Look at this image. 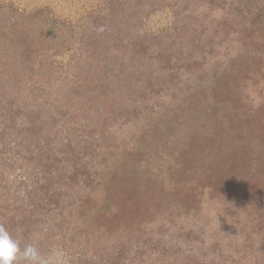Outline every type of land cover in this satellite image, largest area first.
Returning <instances> with one entry per match:
<instances>
[{
  "label": "rangeland",
  "instance_id": "obj_1",
  "mask_svg": "<svg viewBox=\"0 0 264 264\" xmlns=\"http://www.w3.org/2000/svg\"><path fill=\"white\" fill-rule=\"evenodd\" d=\"M16 8L89 37L39 78L0 36V224L21 246L43 264H264V0H0L1 27ZM82 65L92 98L72 92Z\"/></svg>",
  "mask_w": 264,
  "mask_h": 264
},
{
  "label": "trees",
  "instance_id": "obj_2",
  "mask_svg": "<svg viewBox=\"0 0 264 264\" xmlns=\"http://www.w3.org/2000/svg\"><path fill=\"white\" fill-rule=\"evenodd\" d=\"M48 13L49 12H38L33 15L19 17L17 15L21 13L18 12V9L16 8V16L13 14V12L12 14L9 13L6 17V20L11 21H9L6 26H0V29L4 31L1 32L0 30V36H4L3 33H8L10 37V44L4 45V48L8 49L6 53L7 55L5 54L6 57L10 61H13L11 58L16 55L15 59L21 62L22 68L27 72V76L29 77L35 75L39 78H43L47 76V72L51 75L57 71L54 63L50 61L54 56L47 55L49 52H51L50 50L52 48L58 49L57 51H55V55H57L62 52L61 50L64 48H62V45L66 42H70L71 47L73 43H76L78 46H83V49H86L87 47L86 41L89 37H86L81 31L79 33H76V31L71 30V39L68 40L66 37L63 38V35L59 33L61 25L57 23L58 21L56 20V18L50 16L51 14ZM73 39L74 41H72ZM93 41H95V39ZM11 46L12 50H10ZM1 49L2 38L0 37V50ZM66 49L68 50V48ZM19 56H21L22 58L18 59L17 57ZM110 65L111 69L116 68L113 66V63ZM91 69L92 68L88 65H82L80 69L73 71V74L77 77L76 83H78L73 86L74 90L72 92L75 94V96L83 95V93H86L88 98H92L94 96L95 90L92 87V83L89 82L88 78H90V76L87 75L92 73L89 72L91 71ZM119 70L122 69L120 68ZM5 71L6 69L4 68L2 72H0V78L2 74L3 76H5ZM86 78L88 79V81L82 82ZM61 87L62 89L64 88L63 85ZM57 89H59V87H57ZM58 99H61L62 101L72 100L68 94L64 95L63 93L62 97L58 96Z\"/></svg>",
  "mask_w": 264,
  "mask_h": 264
},
{
  "label": "clouds",
  "instance_id": "obj_3",
  "mask_svg": "<svg viewBox=\"0 0 264 264\" xmlns=\"http://www.w3.org/2000/svg\"><path fill=\"white\" fill-rule=\"evenodd\" d=\"M0 264H43L34 243L21 246V239L0 224Z\"/></svg>",
  "mask_w": 264,
  "mask_h": 264
}]
</instances>
